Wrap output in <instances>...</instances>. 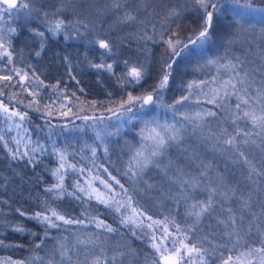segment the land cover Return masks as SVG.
Here are the masks:
<instances>
[{
    "label": "trees",
    "instance_id": "obj_1",
    "mask_svg": "<svg viewBox=\"0 0 264 264\" xmlns=\"http://www.w3.org/2000/svg\"><path fill=\"white\" fill-rule=\"evenodd\" d=\"M34 1L37 4L36 14L45 20L43 13L47 12L51 17L57 9L65 8L63 4L65 1L71 4L72 14L83 10L82 8L86 5V0ZM109 2L110 0H104V4ZM239 2L264 7V0H239ZM127 3L132 7L129 0H127ZM107 13L110 15L107 14L101 19L97 27H92L91 22L85 23L88 25L87 30L78 25L80 31L75 40L64 41L61 38H45L43 51L39 57L35 53L40 51V45L31 49L24 46L20 47L21 32L19 35L15 34L13 36H8L7 32H4L5 39H11L12 47L16 52V63L25 64V62H28L36 69L37 75L46 85L59 83L61 89H67L66 95L69 96L72 92L76 93L77 88L78 90L84 89L79 95L89 111L84 110L83 116H111V113L104 111L100 105L101 102L110 100L109 92L113 93V98L118 92H123L116 78L124 72L123 59L139 63H141V60L138 61L139 58L147 60L148 75L145 81L141 85H136L135 88L125 85L128 91H132L136 95L152 89L157 82L160 65L163 62L164 46L160 43H154L153 40L140 38L145 32L149 36H153V25L142 28L136 22L117 26L114 22L118 19V14L114 12ZM57 16L58 18H60L59 16L68 17L66 22L76 20L72 19L70 12L66 15L64 12L58 13ZM236 16L231 14L224 16V28L216 32L212 41L205 44L202 51H199L196 46H190L178 58L177 65H174L173 68L169 86L164 90L162 101L152 106L150 115L145 117L143 121H137L123 131H115L117 137H113L108 142L107 153H105L102 144L96 139L95 131L91 125L92 120L82 121L79 116L74 115V118L69 119L68 123L60 124L59 121L53 118L52 120H45L46 118L42 114L30 111L31 119L27 122L29 132L25 134L24 143H27L30 137L33 144L38 142L43 145L46 152L43 155L37 153L36 162L29 164L27 158L12 159L8 148H5L4 144L0 142V160L4 163L3 167L9 165L11 167L18 166L21 169L19 171L20 177H18L15 172L0 167V240L3 241V244H0V259L10 257L15 261H25L27 264H32L33 255H42V249L45 248L34 249L35 243H39L40 240L47 242L49 239H54L59 232H71V226L62 225L58 229H49V236L45 238L43 225L21 218L15 211L19 208L30 213L41 208L44 202L57 207L70 218H76L78 215L75 212L77 210L76 204L86 205L97 216L96 218L104 220L106 224H110L116 229L113 232L114 234L129 240L139 256L151 259V249L147 246V238L133 236L130 228L120 223V213L98 203L95 199L88 200L83 197L82 193L80 194L82 196L81 200H76L67 194L62 199L57 200L54 198L53 193L45 192L46 187L57 182L56 177L53 175V171L60 164L56 155L57 151L64 152L70 163H75L78 167H86L92 171L93 175L107 180L113 185L116 192L120 193L119 186L115 185L108 174L99 167L102 164L112 176L119 179L128 189L127 195L132 197L133 203L138 202L154 220H163L166 216H169L174 217L177 222L182 224L187 222V226H191L193 218L186 215L189 206L192 203L206 201L211 194V189H216V194L212 195L213 209L199 221L198 230L193 234L194 237L206 238L213 245H216L225 232V227L220 221L227 220L229 216L227 210L229 208L237 217L236 227L243 233L251 224L255 234V225L264 220V177L253 175V178L249 179L248 167L242 162H238L240 158L237 154L226 150V146L220 137L221 131L225 128L229 132L233 131L230 123V113L234 110L235 98H221L217 101L221 107H217L215 104L207 102L211 93L208 97L201 94L199 103L193 102L190 98L184 106L177 105V108H182L180 112L174 113V110L170 107L182 94L187 95V84L189 82H199L203 79L211 81L216 76L217 67L209 64L208 61L215 60L217 55L223 54V52H217L214 48L216 42L221 39L226 41V45H230L229 59L234 60L238 57L244 63L245 70L252 73L255 80L259 81L260 75L255 71L258 70V67L255 68L252 63L247 64L242 59L245 57V52L234 46L243 43L244 40L251 42L256 38H260V43L256 44L258 48L254 49L251 55L260 49H264V23L244 25L237 22ZM160 23L156 24L157 35L154 36V39L159 38ZM177 23L180 26V31L184 35H189L192 29L197 26V18L195 13L185 11L181 18L177 20ZM245 28L248 30L245 31ZM83 31L85 34L78 38ZM89 33L116 41V55L114 57L102 56L103 50L89 40L90 37H87ZM113 60L116 61L114 64L115 76L90 66V63L104 61L112 63ZM70 74L75 76L79 84L76 83V80L70 78ZM221 75L224 79H228L227 75L223 73ZM65 85H68V87H65ZM49 88L44 89L45 92H42L41 97L48 92ZM209 88V85L206 86L204 91L209 92ZM15 91L17 90H7L6 97H2V99H6L7 102V96H11L12 92ZM192 91L195 92L196 89ZM92 102L97 104L95 109L90 107ZM207 110L215 111L217 115L206 117L203 123L183 119L185 113L195 115L196 112ZM151 120H156L160 124L171 125L175 123L177 128L183 125L181 129L183 139L179 144L174 143L170 146L165 155L156 158V163L159 164L158 167L155 164H150L142 176L129 178L124 174L128 161L142 143L140 133L144 128V121ZM45 121H48V123ZM197 124L200 126L197 127ZM4 128L5 122L0 120V130ZM66 128L70 130L71 133H68L70 135H65ZM113 129L116 130V127H113ZM12 137H14L12 131L6 133L9 147L15 148L16 146L11 142ZM240 147L253 161L256 168L264 169V158L261 157L255 146L241 144ZM21 149L23 150V144ZM93 149L96 150L95 157L92 155ZM87 178H89L87 172L81 175L79 172L69 169L65 175L64 185L68 192H73L75 191L73 185L76 181L79 180L83 184ZM184 180H194L196 186L186 185L183 183ZM148 185H151V187H148ZM95 186L100 188L101 191H107L103 185L99 184V181H96ZM15 188L20 189L19 194L15 196L7 194L9 190ZM226 192H235L236 195H230L226 199L224 196ZM240 197L246 200L251 197L249 209H242ZM241 215L244 216L243 221L239 220ZM20 222L24 224L27 231L23 233L12 231V225ZM91 225L95 224L91 223ZM261 227L264 228V225H261ZM139 232L140 230H137L138 235ZM224 238L227 239V237ZM36 264H39V262H36Z\"/></svg>",
    "mask_w": 264,
    "mask_h": 264
},
{
    "label": "snow or ice",
    "instance_id": "obj_2",
    "mask_svg": "<svg viewBox=\"0 0 264 264\" xmlns=\"http://www.w3.org/2000/svg\"><path fill=\"white\" fill-rule=\"evenodd\" d=\"M225 0H188L187 3L180 7L167 6L157 10L156 0H143L142 5L138 7H130L127 0H110L105 4L100 12H114L118 14L117 22L120 24H129L141 22L139 17L141 13L147 16H159L161 23L158 39H154L156 33V24H153V36H149L146 32L140 37L141 39L153 40L154 43H160L164 46L163 62L160 65L157 82L151 90H146L136 95L132 91H128L125 85H130L135 88L136 85H141L147 75L148 68L145 64L123 59L124 72L117 76V82L123 89V92H118L113 98V93L109 92L110 100L101 102V107L104 111L111 113L118 120L127 118L132 120L136 117L137 112L144 110L147 106L156 105L162 101L164 90L169 86L170 79L173 75L174 65H177V60L190 46L201 48L203 45L212 41L213 36L218 30L225 26L224 9ZM239 2V0H234ZM33 0H0V120L5 122V128L0 130V142L8 148L12 159H25L29 164L36 162V154L43 155L46 149L38 142L33 144L30 137L27 143H24L25 136L21 135V131L27 134L29 129L27 122L30 121V111L41 113L43 116L51 117L53 111L60 109L54 108L57 101H61L60 108H66L67 104L63 101L71 103L72 98L79 101V97L75 92L66 95L67 89H61L59 83L55 85H46L36 73V69L31 65L19 66L16 63V52L12 47L11 39H5V28L9 33H15L16 29L8 25L7 16H13L23 12L25 15L32 14ZM245 7H251L246 4ZM67 9L62 7L57 9L49 17L47 12L43 13L48 21L47 30L52 35L64 33L66 36L71 29H75L77 33L80 27L85 30L88 25L82 20L76 19L68 21V17L56 18L58 13H63ZM184 11L195 13L197 18V26L192 29L191 34L184 35L180 31V26L177 20L183 15ZM239 23V22H238ZM245 31L248 29L245 28ZM36 36L41 37L40 51L35 55L40 56L44 47V32H36ZM99 49H102V56L114 57L116 55V41L108 37H100L99 35L92 41ZM66 59V58H65ZM264 59V57H261ZM113 60L112 63L107 61L101 63H90V66L103 70L115 76ZM209 64L217 67V74L211 81L201 80L191 81L187 84V95H181L179 99L170 107L175 112L182 111V108H177V105L184 106L190 98L193 102L199 103V96L203 94L210 98L207 102L221 107L217 103L221 98H235L234 110L230 113V123L233 131L229 132L226 128L221 131L220 137L226 150L232 151L240 158L238 162H242L249 169V179L253 175L264 177V169H258L249 159L248 155L241 149L240 145H253L259 150L261 157L264 158V71L255 70L259 73V81L255 80L254 75L245 70V65L239 58L229 59L227 55L215 60H209ZM221 73L228 76L224 79ZM72 80H76L75 76H71ZM79 84V81L76 80ZM208 85H215L209 88V92H205L204 88ZM51 88L55 94V99L52 103H42L41 92L44 88ZM16 89L11 96L6 97L7 90ZM196 89V91H192ZM84 91L83 88L80 89ZM23 93L28 97L27 100L19 99V95ZM92 109L97 107L96 102H92ZM82 110V109H81ZM72 109L67 108V112H61V115H67ZM79 116V112L73 113ZM217 113L212 110L204 112H196L195 115L184 114L183 119L190 122L200 121L203 123L206 117H215ZM97 115L79 116L80 119L102 121L111 119ZM48 123V121H45ZM177 123H179L177 121ZM197 127L200 125L197 124ZM177 128L176 124H160L156 120L144 121V128L141 130L142 143L138 149L131 155L125 175L129 178L142 176L144 171L150 164L156 163V158L166 154L168 148L174 143L179 144L183 139L181 129ZM16 130V136L11 138V142L16 146L9 147V140L6 139V133ZM114 135L115 133H110ZM23 144V150L21 145ZM107 153V148L104 149ZM57 158L60 161L59 167L53 171L57 182L45 188L46 193H53L55 199H62L65 194L74 197L76 200H81L86 197L88 200L95 199L98 203L104 204L106 207L112 208L115 212L120 213V223L130 228L133 236L138 238H147V246L151 249L150 264H264V220L260 224L255 225V234L253 226L250 224L242 233L237 225V217L232 213V209L227 211L229 216L227 220L220 221L225 227V232L220 241L213 245L206 238L194 237L197 232L199 221L206 213L213 209L212 195L216 194V189H211V194L206 201L192 203L186 215L193 218L191 226H187V222L182 224L177 222L174 217L166 216L163 220H154L151 215H148L146 210L142 208L138 202L133 203L131 196L127 195L128 189L119 179L112 176L106 167L102 164L99 166L105 173L114 181L115 185L119 186L120 193L107 180L100 176L93 175L92 171L86 167H78L75 163H70L66 154L62 151L56 152ZM92 155L95 157L96 150H92ZM94 163V162H93ZM79 172L84 175L87 172L89 179L83 184L79 180L73 185L75 191L68 192L64 185V179L67 171ZM203 174V173H202ZM96 181L103 185L107 191H101L95 186ZM255 182V181H254ZM184 184L191 187L196 186L194 180H184ZM151 187V185H148ZM235 196V192L224 193L225 198ZM119 196V198H117ZM242 209L250 208V199L240 197ZM17 214L26 220L35 221L39 225H43L44 236H49V229H58L62 225H82L84 220L79 218H70L63 214L57 207L44 202L43 206L38 210L26 212L17 208ZM253 215H255L253 213ZM259 219V218H257ZM240 221L244 220V216L239 217ZM95 224V227L102 229L104 232L113 233L116 231L110 224H106L104 220H99L95 217L90 221ZM137 230H140L139 235ZM12 231L23 233L27 231L22 222L12 225ZM224 237H227L225 239ZM0 244L3 241L0 240ZM83 245V247H80ZM46 247L45 241L40 240L34 244V249H42ZM75 249V251H74ZM124 252H117L113 255H108L104 243L97 244L96 240L89 237L87 240L78 239L76 245L69 247L66 243L60 242L53 246L45 256L35 254L32 257V264H124L122 257ZM81 256L83 259H81ZM0 264H27L25 261H15L10 257L0 259Z\"/></svg>",
    "mask_w": 264,
    "mask_h": 264
},
{
    "label": "rangeland",
    "instance_id": "obj_3",
    "mask_svg": "<svg viewBox=\"0 0 264 264\" xmlns=\"http://www.w3.org/2000/svg\"><path fill=\"white\" fill-rule=\"evenodd\" d=\"M187 2L188 0H156L157 10H160L161 8L167 7V6L180 7ZM129 3L132 5L133 8H135V7L142 5L143 0H129ZM63 4L65 8L67 9L66 11H64L65 15L68 12H70V15H72V19H80L84 23L91 22L92 27H97L101 19H103L107 14L110 15L106 11L105 12L99 11V9H103L105 7L104 0H86V5L84 6V8H82L83 10L78 11V12H73V14L71 13V4L68 1H65ZM246 4L247 3H242V2L237 3L232 0H228L224 2V9L227 10L224 16L228 14L237 15L235 17L237 22H241L244 25H258V24L264 23V7H261L258 5H251V4H250L251 7H245ZM36 7H37V4H35V1L33 0V4H32L33 11L30 16H27L23 12H21L13 16L6 17L8 25L16 29V32L14 34L9 33L6 29L5 31L7 32V35L13 36L15 34L19 35L20 32L22 33V35L20 36V39H21L20 47L24 46V47H29L31 49L32 47H38L39 45H41V37L36 36L35 35L36 32H44L45 34L44 43H45V38H49V39L61 38L64 41L75 40V37L78 35L75 29H71L67 36L64 33H60L59 35H55V36L52 35V33H50L47 30L48 28L47 20L43 19L42 17H39L36 14ZM59 17L63 18L61 16ZM56 18H58V16ZM139 20L142 21V23L138 22L142 28L146 26L151 27L153 24H157L161 22V18L159 16H155V15L147 16L143 13H141ZM114 23L117 24V26H119L120 24L117 22V20ZM82 34H85V32L83 31L80 34V36H78V38H80ZM73 36H74V39H73ZM87 37H90L89 40L92 42L97 36L94 33L93 34L89 33ZM35 38H36V41H35ZM33 43L34 45H32ZM258 43H260V38H256L252 40L251 42L244 40L243 43L237 44L234 47L240 48L243 50V52H245V57H243L242 59L247 64L252 63L254 64L255 68L258 67V70L264 71V59H261V57H264V49H260L256 53L251 55L252 51L258 48L256 46V44ZM203 47L204 45L201 48H199V51L200 50L202 51ZM214 48L217 52H223L222 55L220 54L217 55L216 59L222 56H225V55H227V57L229 58L228 54L230 50V45L229 44L226 45V41L221 39L220 41L216 42ZM202 53H203V56H205L204 52ZM140 60H141V64H145V66L147 65L146 59L139 58L138 61ZM17 65L19 66L20 63H17ZM23 65L27 66L29 65V63L25 62V64ZM209 86L212 87L213 85H209ZM65 87H68V85H65ZM44 89L42 92H45ZM47 91L48 92L45 93L41 97L42 103L50 104L52 103V99H55V94L52 92L51 88H49V90ZM80 92H81L80 89L78 90L77 88L76 96L79 97V101H77L75 98H73L71 103H68L67 101H63V103L67 104L66 108L61 109L60 108L61 101H57V103L54 105V108L60 109V110L53 111V115L51 117L43 116L44 118H46L45 120L47 119L52 120L53 118L56 121H59L60 124H63V123L66 124L68 123L69 119L74 118L73 113L79 112V116H83L82 113L84 112V110L86 111H89V110L86 109L87 106L82 101V98L79 95ZM19 99L27 100L28 97L26 96V94L22 93L19 95ZM69 107L72 109V111L68 112L67 115H61V112L62 111L67 112V108ZM151 111H152V106H147L144 110L138 111L136 117L133 118L132 120H128L127 118H124L123 120H118L116 117H111V119L106 118L102 121L92 120L91 125L95 132L92 130L91 131L96 134V137H97L96 139L102 144L103 148L105 149L108 146V142L113 137L116 136L115 131H119V130L123 131L126 129V127L132 126L135 122L143 121L145 117L150 115ZM32 112H35V111H32ZM75 116L77 117V115ZM81 120L83 121L84 119H81ZM113 127H116V130H114ZM12 132L14 136H16V130H13ZM68 133H71V132L68 128H66L65 135H70ZM110 133H115V134L112 135ZM21 135L25 136V133L21 131ZM3 165H4L3 161L0 160V167H3ZM5 168L10 170L11 172H15L17 176L20 177L19 171L21 169H19L18 166L11 167L7 165L3 167V169ZM19 192H20V189L15 188V189L9 190L7 194L15 196L19 194ZM76 206H77V210L75 212L78 213L76 218L84 220L85 223L82 225H76V224L69 225L72 227L71 232L69 231L59 232L54 239H49L47 242H45L46 247L42 249L41 256H45V254L49 250H51L53 246L58 245L60 242L66 243L69 247H73L74 245H76V242L78 239L87 240L89 237H91V239L97 241V244H100L101 242L104 243V247L108 255H113V254H116L117 252H124L126 255L121 258L123 259L124 264H150L151 259L139 256L134 250V248L132 247V244L129 240H126L125 238L119 235H116L114 233L104 232L102 229L96 228L95 225H91L90 221L92 220L93 217L96 218L97 216H95L93 212H91V210L88 209L86 205L76 204ZM80 247H83V245H81ZM81 259H83L82 256H81Z\"/></svg>",
    "mask_w": 264,
    "mask_h": 264
}]
</instances>
